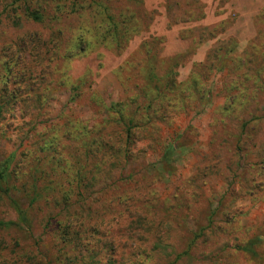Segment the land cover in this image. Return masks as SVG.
<instances>
[{"label": "rangeland", "instance_id": "1", "mask_svg": "<svg viewBox=\"0 0 264 264\" xmlns=\"http://www.w3.org/2000/svg\"><path fill=\"white\" fill-rule=\"evenodd\" d=\"M9 154L0 264H264V0H0Z\"/></svg>", "mask_w": 264, "mask_h": 264}, {"label": "trees", "instance_id": "2", "mask_svg": "<svg viewBox=\"0 0 264 264\" xmlns=\"http://www.w3.org/2000/svg\"><path fill=\"white\" fill-rule=\"evenodd\" d=\"M31 15L34 19L39 18L37 14L31 13ZM13 159L14 154H9L0 163V193L5 196L8 201V204L14 210L15 219L6 221L0 220V227H14L17 229H24V227H26V230H29L31 228V218L28 213L29 206L23 207L21 196H19L17 192H14V190L18 191V188L16 189L15 185L8 183L11 177L14 179L16 178L15 172L11 166ZM71 225L72 222H69L64 227L68 229ZM65 234H67V232ZM242 249L254 253L253 249L251 248V242L242 247ZM105 264H108V262Z\"/></svg>", "mask_w": 264, "mask_h": 264}]
</instances>
